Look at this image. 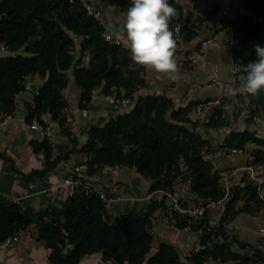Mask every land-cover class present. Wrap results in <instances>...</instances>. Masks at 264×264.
<instances>
[{
  "label": "trees",
  "instance_id": "1",
  "mask_svg": "<svg viewBox=\"0 0 264 264\" xmlns=\"http://www.w3.org/2000/svg\"><path fill=\"white\" fill-rule=\"evenodd\" d=\"M194 1L209 7L208 16L218 8L210 0ZM230 7L234 14L225 16L221 27L232 35L230 52L237 62L234 83L241 91L232 97L225 93L219 104L208 108L201 118L192 119L191 112L199 101L175 107L169 98L160 95L135 96L143 83L141 69L135 66L126 48L102 38L101 26L76 0H0V46L17 52L15 56H0V111L13 113L15 95L24 91V80L37 75L43 81L32 102L24 104L25 122L44 124L43 116L48 114L71 142L69 150L53 155L47 138L31 141L34 153L44 152V166L22 173L23 179L41 178L72 153H83L89 175L95 174L100 164L118 165L134 168L149 179V191L171 190L181 181L188 184L195 202L221 198L224 193L220 170L202 157L210 153L212 146L195 130L196 125L200 119L208 129L229 125L237 118L234 99L248 100L264 108V91L253 97L242 87L248 64L258 62L253 46L264 47V0H234ZM183 28L190 39L189 29ZM70 80L81 89L79 108L87 109L93 92L101 86L105 95L132 97L134 104L103 125H91L85 142L78 147V140L62 114L67 105L63 91ZM227 104L231 105L230 110H225ZM250 144L254 149L248 164L255 166L264 179V137L256 131L230 130L220 147L244 150ZM0 158L11 161L1 153ZM157 206V202H150L144 211L111 217L98 197L85 190L70 194L60 207L46 206L36 211L0 198V242L31 227V235L49 250V264H78L93 253H100L103 262L112 264H179L172 245L160 243L155 249L152 246L150 217ZM262 208L254 183L242 172L232 182L218 226L190 224L192 229L202 230L201 247L188 256L190 262L260 264L264 255L256 245H239L251 249V253L231 248L233 238L227 235L226 225L239 213L255 214ZM174 220L178 227L187 223L185 219L178 222L176 215Z\"/></svg>",
  "mask_w": 264,
  "mask_h": 264
},
{
  "label": "crops",
  "instance_id": "2",
  "mask_svg": "<svg viewBox=\"0 0 264 264\" xmlns=\"http://www.w3.org/2000/svg\"><path fill=\"white\" fill-rule=\"evenodd\" d=\"M217 4V10L208 16L209 7L196 5L194 0H168L178 13L177 18L170 21L169 28L174 24L187 27L192 37L186 38L183 50L175 53V59L180 69V79L169 80L165 75L156 73L143 66H135L141 69L143 83L138 87L135 96L146 94L160 95L169 98L175 107H184L190 101H199L191 112L192 119L199 116L195 114L198 104H203L204 112L213 107L217 101H221L228 88L237 89L234 83L235 62L230 52V31L221 27V21L225 16H233L234 9L230 4L234 0H210ZM99 7L106 20L108 30L120 33L124 37L123 47L129 52L125 39L124 29L125 13L131 6V0H92ZM227 13L224 14L223 12ZM213 31V34L210 33ZM214 36V40L199 55L195 52L198 41ZM78 52H76L77 56ZM131 54V52H130ZM195 58L194 61H191ZM35 76V75H34ZM33 76V77H34ZM216 77L221 84H214L211 79ZM34 85L42 84L41 78L35 76ZM33 85V86H34ZM241 91V89H237ZM79 89L72 80L63 91L67 101L66 106L78 107ZM103 87L96 89L88 104V117L83 118L79 113L74 114V121L66 123L71 134L77 138L78 147L87 138V131L91 125H103L110 118L123 111L108 106L104 100ZM29 89L22 91L15 97V110L10 121L4 122V114L0 111V153L10 158L6 161L0 158V192L9 194L16 203L22 207H31L34 211L46 206L60 207L70 195V189L59 186L69 176L73 166L85 161L83 153H72L68 159L61 161L53 171L41 178L32 177L26 181L22 173L27 174L33 169H41L44 166V152L34 153L31 141H41L42 137L28 127V123L20 118L25 114V103L32 102ZM210 99L209 101H206ZM238 109V108H237ZM210 111V109H209ZM241 116L233 120L229 125L218 129H202L203 120H199L195 130L208 139L212 146L206 157L212 162L214 169L233 168L248 164L254 145H247L239 153L230 155L219 147L230 130L256 131L257 135L264 137V122L258 125L251 123ZM201 118V117H200ZM43 122L54 126V138L51 141L53 155L63 154L71 148V142L62 131V127L52 120L48 114L43 116ZM220 144V145H218ZM100 188H107L113 183L117 185L118 196L127 200L117 201L110 209L109 214L115 217L122 213L144 211L150 202L143 198L147 195L150 180L138 174L134 168L119 167L114 173L107 174L96 172L94 176ZM30 185H33L30 187ZM155 202V201H151ZM264 229V208L255 214L239 213L226 225V233L233 238L231 248L234 251L251 253L249 248H241L240 244L255 245L257 240H262V253L264 255V235L259 233ZM153 238V248L160 243L172 245L179 257V264H192L188 254L196 252L200 247L201 234L192 228H183L175 225L160 213L157 208L151 214L149 228ZM8 246L0 248V264H49L46 249L42 241H37L30 231H24L17 235ZM78 264H112L103 262L100 253L84 256ZM204 264H221L216 261H207ZM259 264V263H253ZM264 264V260L260 262Z\"/></svg>",
  "mask_w": 264,
  "mask_h": 264
},
{
  "label": "built area",
  "instance_id": "3",
  "mask_svg": "<svg viewBox=\"0 0 264 264\" xmlns=\"http://www.w3.org/2000/svg\"><path fill=\"white\" fill-rule=\"evenodd\" d=\"M69 1L72 2L73 0ZM76 1L85 10L86 14L91 16L101 26V36L105 41L114 45L123 46V44L125 43L123 35L108 30L106 20L101 9L97 7L95 3L92 2V0ZM223 13L226 14L227 12L224 11ZM262 21L264 23V15L262 17ZM170 30L173 31L174 37L176 38L177 51L183 50V46L187 41L183 26L181 24H174L170 27ZM210 33L213 34V31H210ZM231 36L232 35H230L229 37V43H231L232 41ZM213 40L214 36L211 35L206 39L198 41L199 45L195 47L196 54L199 55L200 53H202ZM1 48L5 50V46H1ZM8 54L15 56L17 52H9ZM194 59L195 58H192L191 61H194ZM235 65H237V62H235ZM35 76H29L24 80V90L29 89L32 96L38 94V88L41 86V84L34 85ZM41 81L43 80L41 79ZM211 82L214 84H221L216 77H213L211 79ZM21 92L17 93L15 97ZM103 100L108 106L121 109L123 112L129 110L134 104V99L132 97L124 95H104ZM216 104H219V101H217ZM233 104L234 106H236V108L241 109L242 115L245 118H248L251 123L258 125L264 122V108H262L260 105L249 102L248 100L241 102L237 99H234ZM76 112L79 113V115L83 118L88 117V110L86 108H74L71 106H65L62 110V114L64 115L67 123H72L74 121V114ZM203 112V104H198L195 109V114L199 117H202ZM11 119V114H6L4 116V122L10 121ZM20 120L22 122H25L23 116L20 118ZM28 127L39 134L42 138H47L49 141H52L54 138L55 132L54 126L52 124H41L33 121L28 124ZM222 150L226 154L230 155H234L240 152V149L233 146H223ZM202 157L206 158V153H204ZM118 168V165L100 164L97 166V172L99 171L111 174L114 173ZM88 172L89 166L87 163H85L84 161L77 163L73 166L69 176L66 177L59 186L69 188L70 194L80 192L81 190L92 192L98 197V199L105 205L108 210L117 201L127 200L126 198L118 196V187L115 183L107 188H100L94 178L95 174L89 175ZM242 172H245L247 175V179L254 183L257 197L262 201L264 208V179L262 174L257 171L256 167L251 164L233 168H224L220 170V182L224 194L217 200H209L206 203L195 202L194 194L189 191L188 184L181 181L177 182L171 190L154 189L148 191L147 195L143 199L147 200L148 202H157V210L165 215V217L170 221H175V215L177 216L178 222L185 219L187 223L183 228H191L190 224L193 222L202 223L204 224L203 226H205L206 224L208 228L217 227L223 215L225 209V201L228 198L232 182L234 179L239 178ZM31 186L33 185H30V187ZM0 198H6L15 202V200L7 193L0 192ZM198 231L201 234L202 230L199 229ZM259 233L261 236H263L264 229L260 228ZM17 238V235H14L5 239L4 241L0 242V248L8 246L12 240H15ZM262 243V240H257L255 242L256 248L261 250ZM188 256H190V254H188Z\"/></svg>",
  "mask_w": 264,
  "mask_h": 264
},
{
  "label": "clouds",
  "instance_id": "4",
  "mask_svg": "<svg viewBox=\"0 0 264 264\" xmlns=\"http://www.w3.org/2000/svg\"><path fill=\"white\" fill-rule=\"evenodd\" d=\"M125 39L131 52V59L140 66L165 75L171 81L180 79V69L175 59L177 42L169 24L177 18V10L168 0H131L125 13ZM258 62L249 63L247 75L243 78V90L253 97L264 91V47L253 46ZM237 89L228 88L229 97ZM230 110L231 105L224 106Z\"/></svg>",
  "mask_w": 264,
  "mask_h": 264
},
{
  "label": "rangeland",
  "instance_id": "5",
  "mask_svg": "<svg viewBox=\"0 0 264 264\" xmlns=\"http://www.w3.org/2000/svg\"><path fill=\"white\" fill-rule=\"evenodd\" d=\"M3 46V45H2ZM8 50L5 48V50H3L2 48H1V46H0V56H4V55H8ZM238 111H236L235 112V115H236V117H239V116H241V114H240V112L239 111H241V109L240 108H238L237 109ZM204 123L202 122V125H203ZM204 128H206L205 127V125H203V127H202V129H204ZM201 131V129L199 130V132ZM218 145H220V144H218ZM220 147V146H219ZM33 230V228H31V227H29L26 231H32Z\"/></svg>",
  "mask_w": 264,
  "mask_h": 264
}]
</instances>
